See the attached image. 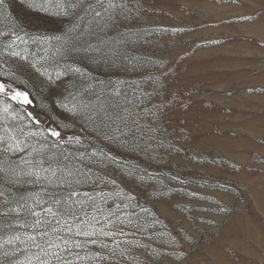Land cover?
Listing matches in <instances>:
<instances>
[{
    "label": "snow or ice",
    "instance_id": "1",
    "mask_svg": "<svg viewBox=\"0 0 264 264\" xmlns=\"http://www.w3.org/2000/svg\"><path fill=\"white\" fill-rule=\"evenodd\" d=\"M146 3L19 0L26 10L54 9L52 14L65 25L61 35L31 38V46L42 51L53 40L60 44L56 53L64 66L55 73L50 71L52 57L31 53L27 33L21 35L14 26L0 30V264H183L187 259L186 251L173 247L178 240L166 226L157 230L162 221L137 191L143 188L145 195L163 197L174 189L147 168L129 163L143 157L159 164L160 149L166 155L183 152L167 138L165 123L170 113L187 110L192 103L190 94L182 97L166 86L171 66L164 58L138 51L154 31L129 22L153 10ZM3 21H12L6 0H0ZM121 28L119 38L113 39L110 33ZM81 55L133 73L146 71L140 79L105 83L79 66L76 57ZM72 76L87 81L84 92L94 99L77 101L68 89L53 101L61 113L37 103L34 80L54 84ZM184 131L180 128L177 138L187 139ZM23 185L38 186L41 192L15 196L14 190ZM157 240L161 246L154 247ZM17 254L23 259H11Z\"/></svg>",
    "mask_w": 264,
    "mask_h": 264
},
{
    "label": "rangeland",
    "instance_id": "2",
    "mask_svg": "<svg viewBox=\"0 0 264 264\" xmlns=\"http://www.w3.org/2000/svg\"><path fill=\"white\" fill-rule=\"evenodd\" d=\"M6 3L12 21L0 22V30L14 26L21 35L27 33L24 38L31 53L37 57L47 53L52 57L50 71L63 70L64 60L56 53L58 42L41 46L43 51L31 46V38L62 34L65 25L52 14L54 9L43 13L20 7L19 0ZM145 7L153 10L140 21L129 22L134 28L154 31L147 43L138 45V51L164 58L171 66L166 86L182 97L190 94L192 103L187 110L170 113L165 123L167 138L183 152L166 155L160 149L163 161L159 164L143 157L129 159L174 189L169 195L150 197L137 188L139 199L162 221L157 230L166 226L178 240L173 247L188 253L183 264H264V0H147ZM163 28L184 31H155ZM122 30H113L110 36L118 39ZM76 60L105 83L140 79L146 71L109 67L83 55ZM61 79L54 84L34 80L38 104L61 113L53 101L68 89L76 93L77 101L94 99L84 92L87 81L75 76ZM79 127L77 122V131ZM180 128L187 139L177 138ZM193 155L196 160L191 159ZM169 173L186 183L171 180ZM181 187L184 191H175ZM160 188L157 183L156 190ZM40 192L38 186L23 185L14 195ZM189 192L198 195L192 197ZM153 246H161L160 241Z\"/></svg>",
    "mask_w": 264,
    "mask_h": 264
}]
</instances>
